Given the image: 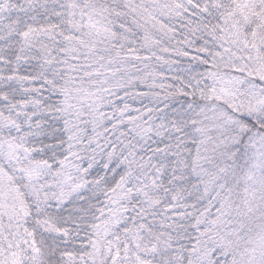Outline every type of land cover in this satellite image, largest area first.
<instances>
[{"label": "snow or ice", "instance_id": "obj_1", "mask_svg": "<svg viewBox=\"0 0 264 264\" xmlns=\"http://www.w3.org/2000/svg\"><path fill=\"white\" fill-rule=\"evenodd\" d=\"M0 264H264V0H0Z\"/></svg>", "mask_w": 264, "mask_h": 264}]
</instances>
